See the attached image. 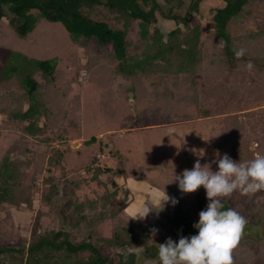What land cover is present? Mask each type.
Returning <instances> with one entry per match:
<instances>
[{
    "label": "trees",
    "instance_id": "1",
    "mask_svg": "<svg viewBox=\"0 0 264 264\" xmlns=\"http://www.w3.org/2000/svg\"><path fill=\"white\" fill-rule=\"evenodd\" d=\"M187 1L185 4L186 0H0V20L6 18L19 38L31 33L40 19L60 22L71 41L82 49L85 59L81 63L79 55H72L74 75L67 80L58 68L57 59L39 60L36 68L41 81L27 75L22 80L21 93L0 90V117L4 118L5 124L19 130L25 140L22 150L27 154L26 157H13L12 153L16 150L13 144L0 158V208L6 209L7 218L10 217V208L34 213L28 235L11 241L10 238L17 235L15 230L0 231V238L3 239L0 242V264H122L124 259L120 250L142 247L136 255L139 257L146 253L143 247L149 241L152 247L159 246L156 239H150L151 229L156 226H162L178 239L181 237L170 222L172 215L180 210L178 203L172 214L169 213L172 204L163 205L161 209L150 204L152 211L143 219L122 216V211L129 204V191L125 190L123 197L119 198L116 191L108 188V183L115 176L127 178L125 160L118 151L110 153L116 160L115 168L98 165V156L95 155L85 168L89 174L86 180H74L68 176L73 170L64 165L65 152L60 147L51 148L46 158L47 170L51 174L43 180L38 200L40 207L36 208L33 179L31 183H26L25 173L34 153L27 147L25 137L44 135L43 142H49L51 139L46 134L55 132L52 139L66 146L68 131H80L78 120L72 117L79 104V95L73 97L74 107L69 109L67 103L72 85L78 82L82 70L87 71L90 82L104 89L101 104L103 110L111 115L114 114L111 107L112 87L119 78L128 82V85L121 86L123 92L137 100L154 94L157 98L151 107L157 108L159 104L167 113H172L179 103L174 102L173 105L171 91L166 88L162 89L164 94L156 88L148 91L143 77L160 73L158 83L154 84L160 85L172 76L176 87V81L181 80L186 84L181 100L189 106L197 103L194 76L203 70L205 58L209 56V62L215 64L216 69L231 72L245 68L247 62L252 61L254 68L264 70V26L237 39L228 31L229 23L242 15L247 4L260 0H223L222 6L213 9L212 52L204 47L198 18L203 0ZM181 9H184L182 13ZM159 19L172 22L174 27L163 31L158 26ZM110 21L119 27L112 28ZM133 22L138 27V37L134 40L128 36ZM221 42H226V46H222ZM90 43L98 46L103 55L92 53ZM240 48L246 49V54L237 59L234 50ZM196 108L198 118L210 116V110L205 107ZM41 120L43 125L39 124ZM225 121L226 129L218 144L219 155L228 154L237 162L250 160L253 157L249 150L250 134L245 125L235 115ZM64 122H67V128ZM92 140L93 137L85 143ZM88 181L101 186L102 193L93 198L75 197L74 190ZM222 203L224 210L229 209L226 201ZM201 204L206 209L207 205ZM201 204H198V209ZM151 216H156L154 221L150 220ZM44 217L50 219L49 226L42 227ZM106 222L111 224L107 236L101 229ZM249 226L248 229L257 236L263 235L264 201L251 215ZM248 229L245 227L246 231ZM155 253L158 252L155 251L151 257ZM136 259L133 257L132 264L136 263Z\"/></svg>",
    "mask_w": 264,
    "mask_h": 264
},
{
    "label": "rangeland",
    "instance_id": "2",
    "mask_svg": "<svg viewBox=\"0 0 264 264\" xmlns=\"http://www.w3.org/2000/svg\"><path fill=\"white\" fill-rule=\"evenodd\" d=\"M187 2L186 0L185 4ZM223 3V0H203L200 4L198 18L202 28V40L209 52H212V11ZM183 11L184 9L180 10L181 13ZM157 23L165 32L174 27L170 21L159 19ZM109 24L112 28L119 27L113 21ZM263 26L264 0H260L247 4L242 15L229 23L228 31L237 39L256 32ZM128 36L133 40L138 37L136 22H133ZM89 49L96 55H103L94 43L89 44ZM81 50L71 41L60 22L40 19L31 33L19 38L7 19L2 18L0 20V90H14L21 93L22 80L27 75L41 81L39 70L36 68V62L39 60L57 59L58 68L62 71L65 80L71 79L74 75L72 55H79L81 63L85 60ZM210 59V56L205 58L203 70L194 76L198 91L197 105L186 106L181 100L186 88V84L181 80L176 81L178 84L176 87L172 76L160 85H154L158 83L160 73L148 78L143 77L148 91L153 88L161 91L166 88L171 91L173 105L174 102L179 103L178 108L172 113H167L163 107H159V104L157 108L151 107L154 99L157 98L154 94L137 100L132 94L130 96L123 92L121 86L128 85V82L120 78L112 87L111 107L114 114L106 113L101 104L104 99L102 96L104 89L90 82L87 71L82 70L78 82L72 85L67 103L69 109L70 106L74 107L73 97L79 95L78 107L74 110V115H71L78 120L80 131L74 129L68 131L66 146L61 145L63 142L59 143L52 139L55 132L46 134L51 139L49 142H43L46 137L44 135L38 138L25 137L27 147L34 153L32 163L25 173L26 183H31L33 179V198L36 208L40 207L38 200L43 180L51 174L46 165V158L51 148L60 147L65 152L64 165L73 170L68 176H72L74 180H86L89 174L86 173L85 168L95 155L98 156V165L115 168L117 163L110 153L118 151L125 160L127 181L119 175V178L114 177L108 183V188L110 191H116L119 198L123 197L125 190L129 191V204L122 211V216L135 217L150 204L157 209L163 205H171V199L167 203H162L166 192L170 198L180 204V210L172 215L170 220L177 233L184 237L198 234V229L193 225L198 223L200 211L205 210L201 203L206 205L209 203L206 190L201 186L194 193H182L178 182H172L175 175L182 174L185 169L191 170L197 159L202 166L210 165L212 171L218 170L217 163L214 162L219 153L218 144L226 129L225 120L232 115L238 117L250 134L249 150L253 156L251 159L257 155H264V70L253 68L248 71L243 67L230 72L216 69L215 64L209 62ZM197 106L210 110V116L198 118ZM3 119L0 117V158L13 144L16 150L12 156L26 157L27 154L22 150L25 140L21 137V133L17 128L5 124ZM39 124L43 125L44 121L41 120ZM64 126L67 128V122H64ZM92 137L94 140L85 143ZM102 191L101 186L88 181L74 190V195L80 199L93 198ZM59 195L61 196V192ZM222 201H226L229 208L235 209L246 218L248 229L251 215L258 211L264 201V191L242 194L240 190H236ZM199 203L201 206L198 209ZM174 207L175 205L170 214ZM9 212L10 217L7 218L6 209L0 208V231L6 233L15 230L17 235L11 237V241L17 240L21 235H28L34 222V213L19 212L14 208H10ZM155 217L151 216L150 220L154 221ZM41 225L49 226L50 219L42 218ZM101 229L104 235H109L110 222L102 224ZM155 229L158 231L154 236L151 233L150 239H156L157 244L163 243L168 238L178 242L179 239L175 235H170L162 226H156ZM160 238L165 240H158ZM149 242L143 247L146 253L143 252L139 257L136 255L141 252L142 247L120 250L124 259L122 264H132L133 257L137 258L135 264L137 262L159 264L158 253L151 257L155 251L158 252L159 246L152 247ZM232 258L233 264H264V233L257 236L254 231L245 230L239 244L232 250Z\"/></svg>",
    "mask_w": 264,
    "mask_h": 264
},
{
    "label": "clouds",
    "instance_id": "3",
    "mask_svg": "<svg viewBox=\"0 0 264 264\" xmlns=\"http://www.w3.org/2000/svg\"><path fill=\"white\" fill-rule=\"evenodd\" d=\"M226 46V42H221ZM237 59L246 54V49L234 50ZM248 71L254 68L252 61L246 64ZM218 170L201 165L197 159L191 170L185 169L182 174L175 175L172 182H178L182 193H194L201 186L206 190L209 203L205 210L200 211L199 221L193 227L198 234L191 237L181 236L178 242L168 238L159 244V264H233L232 250L237 247L247 225L245 217L235 209L224 210L222 200L228 198L236 190L242 194L256 193L264 190V155H257L251 160L237 162L228 154L222 157L217 153ZM171 199L166 192L162 203ZM161 209V208H160ZM152 208L145 206L142 213L132 219H143ZM158 230L151 229L154 236Z\"/></svg>",
    "mask_w": 264,
    "mask_h": 264
},
{
    "label": "crops",
    "instance_id": "4",
    "mask_svg": "<svg viewBox=\"0 0 264 264\" xmlns=\"http://www.w3.org/2000/svg\"><path fill=\"white\" fill-rule=\"evenodd\" d=\"M118 176H119V175H118ZM118 176H115V178H117ZM119 177H121V175H120ZM119 177H118V178H119ZM122 178H124V177L122 176ZM124 179L127 181V178H124ZM125 180H124V181H125Z\"/></svg>",
    "mask_w": 264,
    "mask_h": 264
},
{
    "label": "water",
    "instance_id": "5",
    "mask_svg": "<svg viewBox=\"0 0 264 264\" xmlns=\"http://www.w3.org/2000/svg\"><path fill=\"white\" fill-rule=\"evenodd\" d=\"M58 198L60 199V195L58 196ZM59 199H58V200H59Z\"/></svg>",
    "mask_w": 264,
    "mask_h": 264
}]
</instances>
